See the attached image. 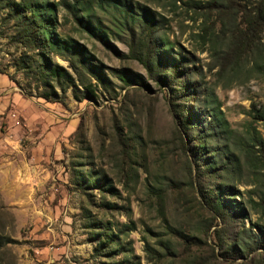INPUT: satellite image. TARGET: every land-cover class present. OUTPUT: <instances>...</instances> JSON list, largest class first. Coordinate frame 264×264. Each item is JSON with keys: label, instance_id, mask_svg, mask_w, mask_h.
Segmentation results:
<instances>
[{"label": "rangeland", "instance_id": "374dc122", "mask_svg": "<svg viewBox=\"0 0 264 264\" xmlns=\"http://www.w3.org/2000/svg\"><path fill=\"white\" fill-rule=\"evenodd\" d=\"M108 1L0 0V264H264L258 0Z\"/></svg>", "mask_w": 264, "mask_h": 264}, {"label": "trees", "instance_id": "16d2710c", "mask_svg": "<svg viewBox=\"0 0 264 264\" xmlns=\"http://www.w3.org/2000/svg\"><path fill=\"white\" fill-rule=\"evenodd\" d=\"M230 1H234V0H230ZM68 8L70 9L71 13L73 14V16L79 21L80 26L83 27L87 32H89L90 34L96 36V33L102 32L100 30V27H97V31L94 32L95 30L92 29V25H91V15L92 12H97L98 10L103 11V12H107L109 9H113L116 14L115 17L118 16V18H121L122 20H124L125 22H128L129 20H132L133 22H139L141 24V29L145 30L148 33H151L154 30V25L152 24V20L150 19V17L146 14L144 15H138V18L136 16H134V14L131 12V6L126 4V3H117V2H109L108 0H89L88 5L86 6V8L84 9V15H82L81 20H79L78 15H77V10H79L80 6H83L80 2V0H76V2L74 3V5H67ZM255 14L254 17L255 18V24L260 28V29H264V0H258V3L255 7ZM49 14L48 13H43V14H38V20L41 21V23L44 24H48V22H50L49 18ZM86 18V19H85ZM92 29V30H91ZM46 27L44 28L43 31V35L44 41L48 42L49 46L51 48H54L55 50H58L59 47H57V45L55 44V39L52 38L51 33H47L46 32ZM63 50H66L65 47H60ZM68 50V49H67ZM29 60L27 62L22 61L19 66L20 69H28L30 67V65H28V63H30V57H28ZM34 62L36 63V65L38 66V68L40 69V76L45 78V79H50V80H54L56 81V83L60 84V86L62 85L61 81L63 79L66 78V73L62 68H57V67H52L51 65H44V64H40L36 59H34ZM80 62V61H79ZM161 74L160 72L157 73ZM59 86V85H58ZM44 98L48 99L49 98V94L46 93L44 96Z\"/></svg>", "mask_w": 264, "mask_h": 264}, {"label": "crops", "instance_id": "0c3cea01", "mask_svg": "<svg viewBox=\"0 0 264 264\" xmlns=\"http://www.w3.org/2000/svg\"><path fill=\"white\" fill-rule=\"evenodd\" d=\"M4 82H6V79L3 78V77L0 75V84H5ZM7 83H10V82H7ZM10 88L12 89L11 86H10Z\"/></svg>", "mask_w": 264, "mask_h": 264}]
</instances>
